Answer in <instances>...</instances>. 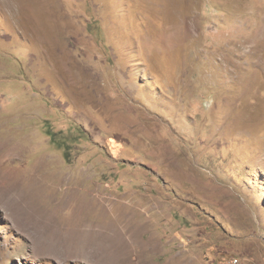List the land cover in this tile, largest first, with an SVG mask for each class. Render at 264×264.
<instances>
[{"label":"rangeland","instance_id":"obj_1","mask_svg":"<svg viewBox=\"0 0 264 264\" xmlns=\"http://www.w3.org/2000/svg\"><path fill=\"white\" fill-rule=\"evenodd\" d=\"M0 143V264H264V0H0Z\"/></svg>","mask_w":264,"mask_h":264},{"label":"crops","instance_id":"obj_2","mask_svg":"<svg viewBox=\"0 0 264 264\" xmlns=\"http://www.w3.org/2000/svg\"><path fill=\"white\" fill-rule=\"evenodd\" d=\"M120 224H121V222L119 223V230H120V233L121 234H125L126 232H127V228L125 227V226H123L122 228L120 227ZM143 227L141 226L140 228H138V229H136L135 231H134V234L135 233H137L139 230H141V231H143ZM96 230H100V232H93V231H96ZM119 230H116V229H114V228H112L111 226L109 227V228H101V227H99V228H92L91 227V229L90 228H88L86 231L87 232H91V237H96L97 235H99L100 233H101V231L103 232V231H107V232H111V233H114L115 235L117 234V233H119L118 231ZM107 232L105 233L107 236H106V238L105 239H98L97 241H95V242H93V243H91V255H93V254H95V253H98V254H102L103 252H104V249L106 250L107 249V247H109V241H111L112 242V240L113 239H115L114 237H110L108 234H107ZM120 234V235H121ZM97 237H99V236H97ZM112 239V240H111ZM126 239V238H125ZM122 240H123V238H122ZM103 241H104V243H103ZM133 241H134V243H129L128 242V240L126 239V240H123V245H124V247H125V250L127 251V252H129V251H132V250H135V251H139V252H141V254H143V256H144V258L142 257V260L141 261H146V259H145V257H146V255H147V253H150L149 251V247H148V245H150L149 244V240L148 241H145L144 239H133ZM106 244V245H105ZM105 245V246H104ZM103 246V247H102ZM115 246V245H114Z\"/></svg>","mask_w":264,"mask_h":264},{"label":"bare ground","instance_id":"obj_3","mask_svg":"<svg viewBox=\"0 0 264 264\" xmlns=\"http://www.w3.org/2000/svg\"><path fill=\"white\" fill-rule=\"evenodd\" d=\"M5 141H6V140H5ZM9 142H10V141H9ZM6 143H7V141H6ZM6 143H5V145H4V143H2L3 145H0V151H1V152H4V151L7 150L6 153H8V151H9V153H10V150L7 148V147H8L7 144H9V143H7V144H6ZM19 143H21V142H19ZM0 144H1V143H0ZM21 144H22V143H21ZM15 146L17 147V145H15ZM19 147H20V146H19ZM22 147H23V146H22ZM16 150H17V148H16ZM16 150H15V151H16ZM18 150H19V148H18ZM11 151H13L12 153L15 152L14 150H11ZM23 151H24V150H23ZM16 152H17V151H16ZM21 152H22V150H21ZM9 153H8V155H9ZM17 154H18V152H17ZM0 155H1V154H0ZM11 155H12V154H11ZM1 157H2V156H1ZM4 157H5V155H4ZM38 171H39V170H38ZM5 175H6V174H5ZM13 199H14V198H13ZM118 232H119V231H118ZM66 233H67V232H66ZM63 234H64V233H63ZM65 235H66V234H65ZM119 235H120V233H119ZM54 236H55V235H54ZM121 236H122V234H121ZM51 237H53V235H51ZM71 237H72V236H71ZM122 237H123V236H122ZM122 237H121V238H122ZM49 238H50V237H49ZM94 240H95V239H94ZM94 240H93V241H94ZM111 240H112V239H111ZM113 240H114V239H113ZM114 241H115V240H114ZM89 243H90V242H89ZM103 243H104V241H103ZM109 243H111V241H109ZM112 243H113V242H112ZM119 243H120V242H119ZM105 245H106V244H105ZM105 245H104V246H105ZM111 245H112V244H111ZM120 245H121V244H120ZM117 246H118V245H117ZM102 247H103V246H102ZM91 248H92V247H91ZM107 248H108V247H107ZM104 250H105V249H104ZM115 258H116V257H115ZM115 258H114V261H115ZM111 259H112V258H111ZM111 262H112V261H111ZM113 263H114V262H113ZM116 263H117V262H116ZM124 264H125V263H124Z\"/></svg>","mask_w":264,"mask_h":264},{"label":"built area","instance_id":"obj_4","mask_svg":"<svg viewBox=\"0 0 264 264\" xmlns=\"http://www.w3.org/2000/svg\"><path fill=\"white\" fill-rule=\"evenodd\" d=\"M235 264H240V262L238 260H235Z\"/></svg>","mask_w":264,"mask_h":264}]
</instances>
